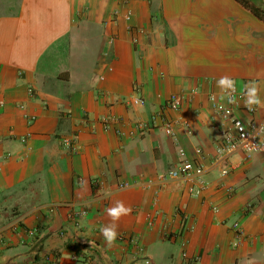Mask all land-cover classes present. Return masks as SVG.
I'll return each mask as SVG.
<instances>
[{"label":"crops","instance_id":"obj_1","mask_svg":"<svg viewBox=\"0 0 264 264\" xmlns=\"http://www.w3.org/2000/svg\"><path fill=\"white\" fill-rule=\"evenodd\" d=\"M233 85L236 115L263 118L264 20L237 0H0V264H264V152L217 153L231 124L208 95L228 107ZM192 88L173 135L130 134ZM181 148L207 165L201 194L143 187Z\"/></svg>","mask_w":264,"mask_h":264},{"label":"built area","instance_id":"obj_2","mask_svg":"<svg viewBox=\"0 0 264 264\" xmlns=\"http://www.w3.org/2000/svg\"><path fill=\"white\" fill-rule=\"evenodd\" d=\"M129 1L130 0H121V4L127 5ZM128 17L129 16L127 15V18ZM133 40L137 42V38H134ZM135 88L138 87L135 86ZM28 91L31 94L34 93V90L31 86H29ZM196 91V88H192L187 92L181 91L171 93L162 107L151 114L149 122H136L130 134H133L134 131L142 132L150 127H160L165 131V133L173 135L178 120L169 116L168 111L179 110L186 101L190 100L191 95L195 94ZM245 93L246 91L244 89H239L234 85L230 86L227 89V95L231 101V105L228 107L220 104L214 93H210L208 95V99L210 100L215 113L219 115L221 119L230 121V129H232L223 131L222 142L217 147V153L220 156H223L226 153L242 151L246 157H251L256 153L264 152V117L261 119H257L255 117L254 114L257 110V104L253 103L247 106L249 117L246 120L240 118L235 113V109L238 107V101L245 96ZM131 101L135 106L145 105V99L141 96L135 95L132 97ZM26 117L29 121H33L36 118L35 115L28 114ZM102 122L106 129L114 128L118 133H121V129L118 125L120 122L119 117L115 115H107L103 117ZM180 122L183 125H187L185 121L180 120ZM64 144L70 149L71 152H76L78 149L77 135L72 134L65 137ZM179 153L181 157L176 167L168 170L166 173L159 175L156 179H148L144 182H141L142 186L148 187L154 182L161 184L166 179L181 178L189 182V192L191 194H201L204 188V175L207 169L206 163L203 161L202 157L197 158V160L189 158L183 148L179 150ZM131 185L133 184L128 181H123L119 184V187L125 188ZM51 211H54V209L51 208ZM82 213H85V211L81 209L73 211L72 217L77 218L78 215ZM231 226L238 235L243 233V229L239 221H234ZM198 261L199 257H190L188 259L189 264H197Z\"/></svg>","mask_w":264,"mask_h":264},{"label":"trees","instance_id":"obj_3","mask_svg":"<svg viewBox=\"0 0 264 264\" xmlns=\"http://www.w3.org/2000/svg\"><path fill=\"white\" fill-rule=\"evenodd\" d=\"M249 8L256 16L264 20V0H237Z\"/></svg>","mask_w":264,"mask_h":264}]
</instances>
